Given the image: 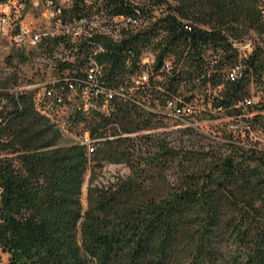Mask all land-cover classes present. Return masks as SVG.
<instances>
[{"label": "trees", "instance_id": "16d2710c", "mask_svg": "<svg viewBox=\"0 0 264 264\" xmlns=\"http://www.w3.org/2000/svg\"><path fill=\"white\" fill-rule=\"evenodd\" d=\"M101 12L140 21L120 41L94 40L105 48L102 84L125 96L110 115L76 110V129L98 141L90 157L36 109L32 89L12 100L0 128V264H264V0H79L65 14ZM145 53L152 75L136 86ZM73 61L61 64L71 78L85 70ZM212 91L208 114L236 129L151 134L171 119L169 102L194 107ZM106 164L131 174L98 184Z\"/></svg>", "mask_w": 264, "mask_h": 264}, {"label": "built area", "instance_id": "2783aa9c", "mask_svg": "<svg viewBox=\"0 0 264 264\" xmlns=\"http://www.w3.org/2000/svg\"><path fill=\"white\" fill-rule=\"evenodd\" d=\"M78 1L0 0V41L9 42L18 48L24 54L22 62L42 72L41 81L32 85L36 109L50 121H60L66 131L81 135L82 146L88 147L90 157L98 148L95 141H89L87 130H77L72 123L76 110L89 107L88 115L94 111L110 115L111 100L125 96L122 88L115 89L102 84L103 66L98 57L105 52V48L94 40L108 37L114 42L120 41L121 27L136 28L140 21L133 17H110L104 12L84 17L65 14ZM101 1L85 0L87 4ZM242 48L250 51L252 43ZM71 58L78 61V67L85 68L80 76L71 78L70 72L61 71L62 62ZM141 59L144 68L134 77L136 86L150 82L156 58L152 53H145ZM235 69L238 72L237 80L242 72L239 67ZM23 94L25 87H14V93L8 95L0 94V128L5 126L6 110H9L12 100ZM194 111L192 106L181 108L175 102H169L166 107V114L172 120L184 124Z\"/></svg>", "mask_w": 264, "mask_h": 264}, {"label": "rangeland", "instance_id": "374dc122", "mask_svg": "<svg viewBox=\"0 0 264 264\" xmlns=\"http://www.w3.org/2000/svg\"><path fill=\"white\" fill-rule=\"evenodd\" d=\"M250 43H255L258 35L251 33L249 35ZM24 54L20 53L18 48L12 46L9 42L5 43L0 41V87L3 88H24L25 86H32L41 81L42 72H37L34 68H31L29 65L27 66L22 59ZM49 74V73H48ZM47 77V76H46ZM49 77V76H48ZM254 93V92H253ZM216 95V91H212L205 96H197V99L193 102L194 105V113L191 116L186 118L187 123L179 125L175 120L166 119L162 124L157 125L155 129H151L152 135H158L163 133H168L169 136L173 137V132L177 131L178 128L182 129L187 126H191L194 129L199 130L201 134L208 138H217L221 139L224 137L223 132L226 129H236L237 125L233 122L234 120L231 118H225L222 114H218L213 112L210 116L208 112L211 110V104L208 101L210 95ZM259 98L255 97L257 101ZM174 125H178L175 126ZM81 129V126L77 128V130ZM72 135V132H70ZM75 134V132H73ZM150 134V135H151ZM144 135L143 132H140L138 136ZM134 135L133 137H136ZM260 141L262 145H264V134L260 136ZM205 145L211 144V142L207 139H202ZM192 142L194 139L191 140ZM63 145H69L68 143H63ZM2 156H6V153L2 152ZM12 157V156H11ZM93 173V169L90 168V171L87 175L86 181L84 183L83 188V197L82 201L84 204V208L88 207V202L86 201L88 188H89V179ZM98 184H106L107 182H114L117 178L127 177L131 174L130 168H127L125 165H115V164H106L103 167V170H97ZM3 260L7 261L8 256L2 255Z\"/></svg>", "mask_w": 264, "mask_h": 264}, {"label": "bare ground", "instance_id": "6f19581e", "mask_svg": "<svg viewBox=\"0 0 264 264\" xmlns=\"http://www.w3.org/2000/svg\"><path fill=\"white\" fill-rule=\"evenodd\" d=\"M74 60V58H71V59H65L66 62L68 63H71L72 61ZM74 62V61H73ZM65 63V62H64ZM233 78H235V75L233 76ZM27 89H32V86H27ZM89 110V108L87 109V111ZM68 134V139H70L73 143H77V144H80L82 146V138H81V135H77V134ZM87 136L89 138V141H95V146L97 145L98 141L94 138H91L90 134L87 133ZM88 148V147H87Z\"/></svg>", "mask_w": 264, "mask_h": 264}]
</instances>
